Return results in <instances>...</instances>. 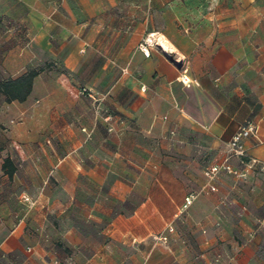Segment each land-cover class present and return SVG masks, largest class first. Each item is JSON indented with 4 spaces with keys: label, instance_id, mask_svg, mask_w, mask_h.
I'll return each instance as SVG.
<instances>
[{
    "label": "crops",
    "instance_id": "0c3cea01",
    "mask_svg": "<svg viewBox=\"0 0 264 264\" xmlns=\"http://www.w3.org/2000/svg\"><path fill=\"white\" fill-rule=\"evenodd\" d=\"M210 3L0 0L29 27L32 60L53 63L19 102L35 144L0 156L6 264H24L6 256L22 244L36 264H264V0ZM246 119L237 175L208 179Z\"/></svg>",
    "mask_w": 264,
    "mask_h": 264
},
{
    "label": "rangeland",
    "instance_id": "374dc122",
    "mask_svg": "<svg viewBox=\"0 0 264 264\" xmlns=\"http://www.w3.org/2000/svg\"><path fill=\"white\" fill-rule=\"evenodd\" d=\"M189 5L197 4L201 7H209L210 0H188ZM29 27L26 22H17L10 19L0 17V80L9 77H16L32 67H39L45 64H52V62L35 63L32 60L33 46L31 44V37L29 34ZM52 68V67H50ZM21 105L17 101L6 103L4 97L0 95V116L7 119L6 124L0 122V156L7 153L17 154L18 149H28L33 147L35 140L28 138L29 135L35 131L34 111L28 118L21 117ZM25 122V123H24ZM48 145L49 143L46 142ZM14 161L18 162V157H13ZM20 162V161H19ZM14 189L10 188V207L12 211H17L16 194ZM25 200V197H23ZM28 199V198H27ZM26 199V201H27ZM28 209L29 206L27 205ZM5 222L0 220V235L4 230ZM26 234L29 239L35 235V230L28 222L26 225ZM1 238V237H0ZM31 245L22 244L20 250L16 249L6 255L11 261H20L24 264H36V255L30 249ZM65 250L63 247L56 249V256H64ZM0 252V264H6L5 256L2 257Z\"/></svg>",
    "mask_w": 264,
    "mask_h": 264
},
{
    "label": "built area",
    "instance_id": "2783aa9c",
    "mask_svg": "<svg viewBox=\"0 0 264 264\" xmlns=\"http://www.w3.org/2000/svg\"><path fill=\"white\" fill-rule=\"evenodd\" d=\"M144 41L146 43L148 42L147 39H145ZM144 41L140 44V47L142 46V49L145 47ZM179 79L185 85H189L191 83L190 79L185 74H180ZM141 89L144 90L145 87L141 86ZM80 93L92 99H96L95 94L86 87H81ZM256 129L257 123L251 119H246L228 140L223 161L219 164H215L209 167L205 172L206 177L208 179H213L218 175L219 172L237 175V171L231 166L230 160L232 158H239L241 159V161H243L245 158H247L245 140L248 139L256 131ZM209 188L210 190L215 189L214 186H210ZM196 195L197 194L194 192H189L183 197V201L178 209L179 214L184 213L190 207ZM26 199L27 198H25V200ZM157 239L166 241L167 237L160 234L158 235Z\"/></svg>",
    "mask_w": 264,
    "mask_h": 264
},
{
    "label": "trees",
    "instance_id": "16d2710c",
    "mask_svg": "<svg viewBox=\"0 0 264 264\" xmlns=\"http://www.w3.org/2000/svg\"><path fill=\"white\" fill-rule=\"evenodd\" d=\"M50 64H45L39 67H32L16 77H9L0 80V95L4 97L6 103L13 101L23 102L27 99L32 91L35 77L41 73ZM1 170L12 178L16 171V166L9 156L2 159Z\"/></svg>",
    "mask_w": 264,
    "mask_h": 264
}]
</instances>
